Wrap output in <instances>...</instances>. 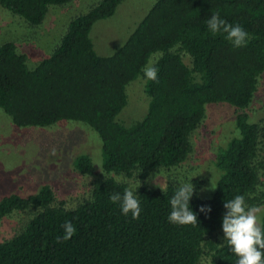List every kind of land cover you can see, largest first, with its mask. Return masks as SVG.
I'll list each match as a JSON object with an SVG mask.
<instances>
[{
  "label": "trees",
  "instance_id": "16d2710c",
  "mask_svg": "<svg viewBox=\"0 0 264 264\" xmlns=\"http://www.w3.org/2000/svg\"><path fill=\"white\" fill-rule=\"evenodd\" d=\"M70 1L0 0V5L40 25L50 5ZM121 1L98 0L72 17L52 51L32 68L15 42L0 44V108L21 126L62 119L88 124L101 140L104 173L92 181L90 196L73 207L57 201L47 184L26 196L2 195L0 222L15 210L28 211L29 217L0 240V264H236L238 257L219 236L224 201L243 195L247 206L264 204V117L250 121L246 111L264 72V0H155L123 47L99 54L92 25L112 15ZM217 12L247 31L244 46L234 47L226 34L209 31L207 20ZM154 52L158 73L156 81L146 78V112L125 124L117 115L127 103L126 85L145 76ZM187 54L189 64L183 59ZM208 102L234 106L238 135L216 154L213 194L201 197V180H193L190 208L197 223L173 224L170 199L180 184L169 182L162 191L149 177L188 158L191 135ZM74 166L88 174L95 169L86 153L75 157ZM113 173L140 180L132 189L140 204L138 219L110 201L111 194L122 196L129 188ZM202 205L211 211L201 212ZM259 219L264 228V211ZM66 221L76 232L65 241Z\"/></svg>",
  "mask_w": 264,
  "mask_h": 264
},
{
  "label": "rangeland",
  "instance_id": "374dc122",
  "mask_svg": "<svg viewBox=\"0 0 264 264\" xmlns=\"http://www.w3.org/2000/svg\"><path fill=\"white\" fill-rule=\"evenodd\" d=\"M97 1L71 0L64 5H50L40 25H30L23 17L0 5V44L6 40L15 42L32 68L59 42L69 20ZM154 1L122 0L112 15L96 20L90 30L96 51L109 54L117 48ZM158 55V52L151 54L147 63L154 62ZM183 59L189 64L188 54ZM145 83L146 77L139 75L126 85L127 103L117 115L125 124L141 119L146 112L149 95ZM246 111L250 121L264 117V72L254 100ZM235 113L234 106L228 102L206 103L205 117L191 135L192 150L188 158L179 166L156 171L149 177V182L155 185L152 177L160 186H165L169 182L193 183L194 179H199L201 185L197 193L203 198L210 197L215 190L211 185L216 186L219 176L214 163L216 154L231 137L238 135ZM53 148L55 155L51 154ZM80 153L92 158L93 173H82L75 168L74 160ZM101 160L99 134L88 124L62 119L46 126H21L13 123L0 108V197L11 193L34 194L47 184L57 201L63 200L66 206L73 207L90 196L92 181L103 176ZM113 175L131 189L140 183L135 176ZM259 207L264 209V204ZM28 217V211L23 210H15L3 217L0 240L16 232ZM220 233L222 237L223 231Z\"/></svg>",
  "mask_w": 264,
  "mask_h": 264
},
{
  "label": "clouds",
  "instance_id": "9594fccd",
  "mask_svg": "<svg viewBox=\"0 0 264 264\" xmlns=\"http://www.w3.org/2000/svg\"><path fill=\"white\" fill-rule=\"evenodd\" d=\"M207 26L213 35L221 32L226 34L225 38L234 47H241L247 43V31L238 23L233 25L220 18L218 12L212 14L207 20ZM120 47H123L122 43ZM143 72L148 80H157L158 69L154 66V62L149 61L144 66ZM51 154H56L55 148L51 150ZM150 179L162 191L166 190L155 179L152 177ZM211 186L213 189L216 187ZM193 192V183H181L179 185L170 199L171 212L168 215L169 222L180 225L197 223V214L190 208V199L193 196ZM109 199L114 204L118 203L120 205L121 212L124 215L131 213L132 219L139 218L141 211L139 200L131 188H126L122 196L120 193H113L109 196ZM224 208L226 209L222 216L224 241L238 257L236 264H264V228L261 227L258 215L264 209L258 206H247L243 195H236L230 200H225ZM200 211L207 214L211 211V207L202 205ZM62 228L64 229L63 240L65 241L70 239L76 232V228L71 222L66 221ZM57 242H61L60 237H57Z\"/></svg>",
  "mask_w": 264,
  "mask_h": 264
},
{
  "label": "crops",
  "instance_id": "0c3cea01",
  "mask_svg": "<svg viewBox=\"0 0 264 264\" xmlns=\"http://www.w3.org/2000/svg\"><path fill=\"white\" fill-rule=\"evenodd\" d=\"M12 121V120H11Z\"/></svg>",
  "mask_w": 264,
  "mask_h": 264
}]
</instances>
